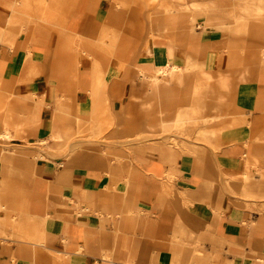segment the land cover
Returning <instances> with one entry per match:
<instances>
[{
  "label": "crops",
  "instance_id": "1",
  "mask_svg": "<svg viewBox=\"0 0 264 264\" xmlns=\"http://www.w3.org/2000/svg\"><path fill=\"white\" fill-rule=\"evenodd\" d=\"M146 1L0 0V264H264V0H217L257 19L231 32L168 0L166 46Z\"/></svg>",
  "mask_w": 264,
  "mask_h": 264
},
{
  "label": "rangeland",
  "instance_id": "2",
  "mask_svg": "<svg viewBox=\"0 0 264 264\" xmlns=\"http://www.w3.org/2000/svg\"><path fill=\"white\" fill-rule=\"evenodd\" d=\"M173 1L174 0H172V2ZM216 1L217 0H175L177 6H178V4L183 5V4H187L188 2H191L190 3L191 9L189 10V12L191 13V17L194 18L193 23L195 25L199 24V22L201 20L204 21L205 26H209V27L213 26V24L217 22L219 24V26L224 27L223 30L225 32L226 31L231 32V30H230L231 26L241 25V22H242L241 20H243V22L245 21V23H247L249 21L253 22V21L257 20L255 18H252V19L234 18L232 15L236 14L237 11L233 10L232 6H224L225 8L223 10H220L217 7ZM146 2H147L146 9H144V11H142V13L139 14L140 17H143V24L144 23L148 24V25L151 24L153 18H157L156 23L159 22L161 24L165 20L166 16L168 15V13L166 11V8L168 6V0H147ZM237 2L242 3L243 0L235 1L236 6H237ZM135 4L138 5L137 3H135ZM157 5H158V9H156V11L153 13L152 8H153V6L155 7ZM176 10L178 11V8ZM254 13H257V12H254ZM262 13H263V9H261V11L258 14H262ZM214 21H216V22H214ZM230 36H232V35H230ZM189 87H191V85ZM189 89L179 93V96L182 97V102L180 103V105H185L184 102L188 101L190 99V96L188 94ZM230 107H231L230 103H225V101H224V109H223L224 118L228 115L227 111L231 110ZM196 125L199 126L200 124L197 123ZM188 126H190V125H188ZM114 127H115V125H114ZM104 132L105 131L103 130L99 134V136H94V135L90 134L88 136V138H89V140H96L97 138L100 137V135L104 134ZM200 132H201V130L198 128H189V127H187L186 129L174 128L172 130L165 131V133H164L165 135H160V136H167L168 135L171 138V144H172L173 148L178 150V151H181L183 153L184 149L189 150V148H190L189 146L184 145L183 139L187 138L189 140L199 141L201 138ZM143 136L145 137V140L148 138H152L151 134H148V135L145 134ZM201 141H204V140H201ZM147 145H150V143H148ZM192 148H193V146H191V149Z\"/></svg>",
  "mask_w": 264,
  "mask_h": 264
},
{
  "label": "bare ground",
  "instance_id": "3",
  "mask_svg": "<svg viewBox=\"0 0 264 264\" xmlns=\"http://www.w3.org/2000/svg\"><path fill=\"white\" fill-rule=\"evenodd\" d=\"M166 11L168 13V6L166 8ZM176 17H178V13H177ZM180 17L183 18V15L181 14ZM173 19H174V17H173ZM173 19H172V22H173ZM193 21H194V18L191 17L190 24L192 26L194 24ZM241 21H242L241 25H243V26L247 25V23H245V21L244 22H243V20H241ZM184 23L188 24V20L183 18L182 24H184ZM162 25H163V28L161 29V31H163V35H164L163 36L164 37V40H163L164 44L163 45L166 46L167 45L166 42H167V38H168V18H167V16L165 18L164 24H162ZM170 35H172V34H170ZM171 37H173V35ZM152 39H153V35L151 33H149V39L147 41L149 46H150ZM179 42L180 43L183 42V37H181L179 39ZM130 43H131L130 39H128V45H130ZM139 53H140V50L138 51L137 54H139ZM147 54L150 55L151 50ZM170 56H172L171 50H170ZM190 69H191V67H189V66H187L185 69H183V68H180V67L175 65V66L171 67V69H170V72H169L170 79L175 80V81L179 82L181 85H183L185 83V78L187 77V73L190 71ZM95 73H101L99 67H95ZM159 73L161 76L168 75V71H166V69H160ZM199 74L201 75V73H199ZM199 74H197L196 80L194 81V83H192V85L188 91V94L190 96V99L188 100V105L183 107V108H179V110L177 112L175 124H174L176 129L177 128L178 129H185V127L190 125V124H192V125L197 124V122H198V120H200V116H201L200 111H203L205 109V107L209 106V102L206 99L205 91H207V89H209L210 82H209L208 77L206 78L204 76L205 73H202L203 77H201ZM153 79L155 82H160L162 80L157 75H154ZM228 92H229L228 83H223L224 95H225V93H228ZM222 98H224V96H222ZM182 106H184V105H182ZM217 106L218 107H224V102H222V101L218 102ZM185 110H186V112H183ZM184 113H186V114H184ZM204 133H206V132H204ZM214 133H215L214 131L207 132V134L209 136L214 135ZM104 260H107V259H104ZM107 261H109V260H107Z\"/></svg>",
  "mask_w": 264,
  "mask_h": 264
}]
</instances>
